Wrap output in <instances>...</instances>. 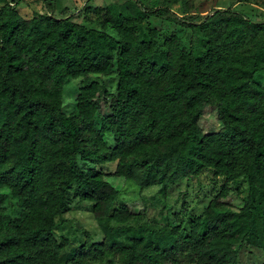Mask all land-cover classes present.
Masks as SVG:
<instances>
[{"label":"trees","instance_id":"1","mask_svg":"<svg viewBox=\"0 0 264 264\" xmlns=\"http://www.w3.org/2000/svg\"><path fill=\"white\" fill-rule=\"evenodd\" d=\"M19 1L0 0V210L9 198L21 209L6 223L0 217V264H237L246 245L264 251V20L231 7L196 20L126 0L99 8L96 27L47 8L26 18ZM150 18L197 30L203 50L184 48L174 33L160 43ZM113 67L110 111L101 115L105 85L90 77ZM78 77L77 114H68L64 83ZM206 105L217 110V131L200 125ZM84 159L115 168L85 170ZM205 169L226 182L245 178L239 207L223 200L231 193L224 185L182 231L166 204L138 224L131 220L145 212L116 205L122 189L112 177L166 197L170 185ZM71 190L91 203L103 236L84 229L64 256L68 239L55 229Z\"/></svg>","mask_w":264,"mask_h":264},{"label":"rangeland","instance_id":"2","mask_svg":"<svg viewBox=\"0 0 264 264\" xmlns=\"http://www.w3.org/2000/svg\"><path fill=\"white\" fill-rule=\"evenodd\" d=\"M126 0H20L17 8L19 13L30 18L33 15L44 13L46 8L55 16L62 17L71 15L73 20L89 26L100 27L98 9L115 3L120 4ZM147 7L164 5L169 7L179 16H192L196 20L201 19L206 14H210L214 8L231 7L250 18L260 21L264 20V0H250V2H241L239 0H140ZM151 26L159 29L158 41L161 43L164 38L172 33L179 36L181 44L188 49L192 45L197 53L203 50L204 42L197 30L183 27L180 24L150 18ZM140 36L147 37V21L139 24ZM91 80H99L105 85V91L99 94L96 102L99 105V114L109 113L110 93L114 91L116 85V69L108 75H91ZM82 77L70 78L64 83L63 90V110L68 114H77V96L79 88L82 85ZM258 81L264 85V71L257 74ZM200 125L205 132L217 131L221 127V122L217 116V110L212 105L204 107L200 118ZM89 132L83 130L85 142ZM110 142V136L105 134ZM83 169L91 166L102 168L105 171H113L114 161L104 163L94 162L91 159L80 161ZM114 183L122 191L119 194L116 205L128 201L130 209L135 213H144L142 217H135L131 220L132 224H138L148 220L150 217L159 214L163 204H166V213L172 224L178 225L180 230L189 229L192 218L200 214L210 197L216 194L224 185L230 188V195L223 198L225 202L232 207L237 208L241 205V197L247 193V183L245 178L226 182L221 176L214 174L213 170L205 169L197 178L188 181H180L169 186L166 197L158 192V187L146 188L142 193H137L135 186L131 183H124L122 177H112ZM2 191L8 192V188ZM69 199L66 210L59 217V223L55 229V235L59 241L63 237L68 239V243L62 254L70 255L74 252L85 239L83 230H88L94 239L101 238L102 231L94 219L91 211V203L78 198L74 190L69 191ZM21 209L16 204L14 198H9L0 210L2 222L6 223L10 218L18 216ZM162 217V216H161ZM264 260V251L253 245L244 246L240 253L237 264H262Z\"/></svg>","mask_w":264,"mask_h":264}]
</instances>
